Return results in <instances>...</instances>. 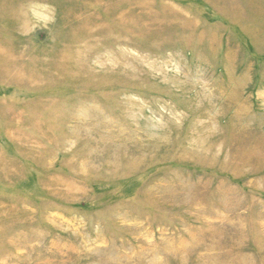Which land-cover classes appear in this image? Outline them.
<instances>
[{
	"label": "rangeland",
	"instance_id": "374dc122",
	"mask_svg": "<svg viewBox=\"0 0 264 264\" xmlns=\"http://www.w3.org/2000/svg\"><path fill=\"white\" fill-rule=\"evenodd\" d=\"M0 264H264V0H0Z\"/></svg>",
	"mask_w": 264,
	"mask_h": 264
}]
</instances>
